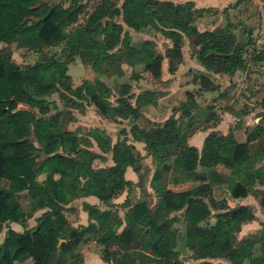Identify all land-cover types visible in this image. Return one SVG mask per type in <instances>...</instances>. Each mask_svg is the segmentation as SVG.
Segmentation results:
<instances>
[{
    "label": "trees",
    "instance_id": "1",
    "mask_svg": "<svg viewBox=\"0 0 264 264\" xmlns=\"http://www.w3.org/2000/svg\"><path fill=\"white\" fill-rule=\"evenodd\" d=\"M120 1L117 4L116 0H99L84 23L67 31L66 27L77 20L80 2L63 6L56 0H0V43L16 40L19 45L25 44L50 21L54 31L47 39L49 45L64 40L68 47L66 56L80 55L104 74L121 68L120 61L125 56L134 57L153 78L160 77L162 59L168 57L172 72L182 61L184 36L191 43L199 42L193 54L209 71L233 74L244 66L246 50L252 43L250 36L238 38L229 22L199 30L194 23L197 11L193 10L192 2ZM118 6L121 21L114 18ZM148 13L172 42L171 46H165L164 54L156 49L157 43L151 38H143L139 44L131 42L133 31L148 26ZM257 54L256 57H264V49ZM131 75L140 77L134 72ZM192 80L199 83V90L218 89L205 72L194 73ZM131 88V83L122 82L111 101V88L100 76L85 80L81 86H72L65 60L52 58L21 66L10 56H0V128L11 119L14 121L10 136L0 139V231L4 223L24 222L37 208L47 207L32 227L23 231L7 228L0 242V264L27 259L28 264H81L83 257L76 250L90 237L103 245L101 255L106 261L115 260L126 251L137 264H183L182 259L188 256L198 259L193 264H227L216 258L231 264H264V234L236 237L242 222L250 219L249 205H235L214 214L213 221L210 220V206L226 205L224 199L216 200L211 194L214 166L222 163L230 169L226 177L228 187L233 197H239L246 195L255 181L264 185V165L250 168L245 181L237 179L236 174L252 154L246 144L236 141L233 128L226 135L211 131L199 150L187 143L184 125L173 114L163 123L143 130L148 151L157 157L150 185L161 194L154 205L150 206L146 199L130 205L125 199L122 204L129 207L121 230L118 228L122 221L115 210H100L88 203H84V208L94 220L79 226L65 220L61 203L81 194H99L106 187L110 196L120 193L131 184L124 175L126 167L131 165L139 171L141 157L126 142V137L118 138L110 146L113 164L94 167V159L103 156L87 147L88 137L62 125L63 110L49 96L57 92L63 106L80 107L81 100H86L102 115L136 118L140 112L131 103ZM194 106L195 100L188 96L173 109H181L182 116H188L185 120L188 125L193 116L190 108ZM198 166L210 170L209 181L178 189L168 187L172 171L185 172L188 177L197 173ZM40 173H45V177L39 181ZM24 190L30 200L28 210L18 198V193ZM258 199L264 206V191ZM182 209L187 210V216L180 218L173 213ZM46 223L50 228L44 231ZM261 224L264 227V219ZM60 238L65 240L58 250ZM180 243L190 250L182 259L180 252L173 249Z\"/></svg>",
    "mask_w": 264,
    "mask_h": 264
},
{
    "label": "crops",
    "instance_id": "2",
    "mask_svg": "<svg viewBox=\"0 0 264 264\" xmlns=\"http://www.w3.org/2000/svg\"><path fill=\"white\" fill-rule=\"evenodd\" d=\"M160 1H169L173 4L187 1L192 2L193 10L197 11L194 14V23L199 30L213 29L216 26H221L220 22L224 14L227 11L236 9L239 5L241 9L240 13L242 14L246 3V0H240V3H237V5L236 1L239 0ZM253 3L258 5L257 17L258 20L260 19L262 22L261 28L259 30L256 29L250 34L247 32L252 39V43L246 50V62L243 67L237 69L233 74L221 72L214 73L206 69L193 54V50L195 47H198L199 42L195 41L191 43L189 38L184 36L181 47L182 61L174 71L170 72L169 58L164 57L162 59L159 78H153L146 70L140 71L139 78H132L134 82L131 88V93H133L131 103L139 107L138 110L140 115L138 117L105 116L96 109L94 104L86 100H81L82 105L80 107H74L81 112H79L80 115L83 114L81 116L84 118L92 112L97 117V123L90 126L86 133L79 131V129L68 128L75 130L77 135L88 137L90 143H88L89 145L87 147L103 156L102 158L98 157L94 159V167L113 164L110 146H112L118 138L126 137V142L133 145L134 149L140 154L141 167L144 171L146 170L147 177L145 180H140L139 171L142 170V168L136 171L131 165H128L124 175L126 179L131 181V184L126 186L120 193L110 196V189L106 187L104 191L99 194H81L71 197L64 203H61L63 206L61 214L72 226L86 225L89 221L94 220L89 217L88 210L84 208V203L91 204L93 208H98L100 210H115L122 221L118 228L119 230H121L125 224L124 216L129 207V205L122 204L125 199L130 202V205L141 199L148 200L150 206L154 205L161 194V191H155L150 185L152 173L157 165V157L148 151L144 129L142 127L145 125H147V127L153 126L155 123L161 124L171 114L178 120H181L182 125H184V131L187 133V143L196 146L199 150L203 145L204 138L211 131H217L220 134L226 135L230 128H233V135L236 141L246 144L252 154L242 169L236 174L237 179L245 181L250 168L264 165V152L262 150L264 147V57H256L258 55L257 53H261L262 49H264V0H253ZM146 17L149 20L148 26L137 32L142 36V39H153L157 43L156 49L164 54L165 46H171L172 42L165 35V30L161 29L157 21L149 13ZM243 17L244 15L240 16V18ZM249 36L245 35L241 36V38L244 39ZM162 41L164 42V46L162 45ZM131 67L136 69L137 66ZM196 72H205L209 74L211 80L218 85V89L199 90V83L192 80V76ZM102 79L106 81L104 77H102ZM83 82L77 83L76 86H81ZM158 90L160 91L158 92ZM230 91L231 94L228 95ZM118 92L119 90L115 92L114 98ZM215 92H218V94L214 95ZM188 96L195 100L196 106H194L195 108H190L193 116L190 118L191 122L187 125L185 120L188 116H182L181 109L174 110L173 108L178 107L179 103ZM114 98H110V100L113 101ZM74 119L75 118L72 117V120ZM81 122V120H78V123ZM118 126H122L119 131ZM95 160H98L99 164H95ZM196 172V174L187 177L185 172L178 170L172 171L170 176L171 181L168 183V187L178 189L183 186L184 188L193 184L207 182L211 179L209 177L210 170H202V167L198 166ZM213 172L214 174L212 177L215 181L212 184L211 194L216 200L224 199L226 205L225 207L210 206V220L213 221L214 214L228 211L235 205H249L250 219L242 222L240 230L236 232V237L239 239L245 235L255 233L262 227L261 222L263 219L261 217H264V206L258 199L259 195L264 191V185L255 181L251 188L249 187L246 195L233 197L226 179L230 173V169L222 163H217L214 166ZM42 175L43 178H39ZM44 177L45 173H40L37 176V180L40 181L44 179ZM20 194L26 195L27 203L30 206L27 191H20L18 193V198ZM29 206L27 209L23 208L28 210ZM46 209L47 207L37 208L31 215L26 217L24 222L9 221L4 223L0 231V242L4 238L7 228L10 227L17 231H23L25 227H32L36 224V219ZM178 212H181V210L174 211L173 213ZM186 214H188L187 210H185V216H187ZM48 228H50L48 223H46V225L44 224L43 230L45 231ZM151 236H155L154 233H151ZM90 240L98 243L103 248V245L92 237L84 240L80 245ZM181 240L182 239H180V241ZM144 250L149 252L148 248ZM101 251L100 253H88L85 257L83 255L81 264H137L127 255L126 251H122L117 255L115 260L110 261H106L102 258ZM187 251L188 255L190 250L187 248ZM186 259L190 260L186 261V263L183 262V264H193L198 261V259H193L189 256L185 258V260ZM183 260L184 259H182V261ZM214 260L231 264L228 260H223L222 258H216ZM25 262L28 264L30 259L16 264H23Z\"/></svg>",
    "mask_w": 264,
    "mask_h": 264
},
{
    "label": "rangeland",
    "instance_id": "3",
    "mask_svg": "<svg viewBox=\"0 0 264 264\" xmlns=\"http://www.w3.org/2000/svg\"><path fill=\"white\" fill-rule=\"evenodd\" d=\"M47 1L52 2L55 0H47ZM56 1L60 2L63 6L67 4H71L73 2L74 3L80 2L82 4L81 11L78 13L77 20L75 21V23L66 27L65 30L67 31H69L73 26H77L79 24L84 23L89 12L92 11L99 2V0H56ZM116 1H117V4L121 2L120 0H116ZM237 3H240V0L236 1V5ZM240 10L241 9L239 5L237 6L236 9L227 11L222 17V21L220 22L221 26H224L227 22L233 24L234 27L231 28V31L234 32L238 38L241 36L249 35L247 33L249 30L250 32H254L256 29L259 30L262 24L261 20L260 19L258 20V17H257L258 5H256V3H253V0H246L244 12L242 14L240 13ZM1 14L2 13L0 11V16ZM243 15L244 17L240 18V16H243ZM114 18L118 21H121V15L119 13V6H118V9L116 8ZM53 31L54 29L52 28L50 21H46L42 25L40 32L36 33L34 37L31 40L27 41L25 44L19 45L17 44L16 40H12L7 43L1 42L0 43V56H3L5 58L10 56V58L13 61H15L21 66H24L27 64H34L38 60H51L52 58L53 60H59V59L65 60L67 64V72H68L67 74L70 77V83L72 86H76L77 83L79 84L85 80H90V79L92 80L96 76L97 77L100 76L106 79V82L110 86L111 90L115 92L119 90L120 84L122 82H130L131 86H133L134 81L131 75L132 72L138 73L140 76V71H143L141 63H139V61H135L134 57L125 56L120 61L121 68H114L113 71L110 69L111 70L110 74L108 73L104 74L98 71L96 72V69L89 62H86L84 57L80 55H75L73 57L66 56V53L64 52H66L68 47L65 45L64 40L59 42L56 45H49L47 43V39L52 35ZM131 40L133 44H136V43L139 44L140 41L142 40V36L137 31H133L131 34ZM162 45H164L163 41H162ZM131 66H137V67L136 69H134V67H131ZM66 82H67V79H66ZM112 91H110V94H109L110 98H114L113 96H115V92H112ZM159 91L160 90H158V92ZM131 94L133 96V93ZM217 94L218 92H215L214 95H217ZM230 94H231V91L229 92L228 95ZM49 97L54 99V101L57 102L59 107L62 108L63 110L61 114L62 125L65 128L79 129V131L86 133V131L88 130L90 126L97 123V120H96L97 117L94 115L93 112L89 113V115L84 118L83 116H81L83 114L81 115L79 114L80 111L77 108L63 106L59 99L57 92L52 93ZM19 106L26 107V105L24 104H19ZM72 117H74L75 119L72 120ZM78 120H81L82 122L78 123ZM13 126H14V121L12 119L6 125L1 126L0 139L9 137L10 136L9 133L13 129ZM120 128H122V126H118V131L120 130ZM142 128L144 129L148 127L147 125H145ZM95 161H96L95 164H99L98 160H95ZM141 166H142V163H141ZM139 174L142 180H145V178L147 177L146 176L147 172L146 170L144 171L143 168L142 170L139 171ZM39 178H43V175ZM2 183H4V181H2ZM19 198H20V201L23 207L27 209L29 204L27 203L26 195L20 194ZM185 210L186 209H183L181 210V212H178L176 214L180 216V218H182L183 216H185ZM261 218L264 219V217H261ZM182 220L183 219H181V221ZM176 223L180 227L181 224L179 222H176ZM263 230H264V227H261L255 233L245 235L243 236V238L249 235H252V234H257V236L260 237V234H264ZM101 249H102L101 245H99L96 242H92V240H90L89 242H85L82 245H80L76 251H79L82 257L83 255L85 257V255H87L88 253H97V252L100 253ZM262 255H264V250L262 251ZM179 258H181V255ZM188 260L190 259H186V260L184 259L183 262L186 263V261ZM26 263L27 262L23 264H26Z\"/></svg>",
    "mask_w": 264,
    "mask_h": 264
},
{
    "label": "water",
    "instance_id": "4",
    "mask_svg": "<svg viewBox=\"0 0 264 264\" xmlns=\"http://www.w3.org/2000/svg\"><path fill=\"white\" fill-rule=\"evenodd\" d=\"M65 239L64 238H60L58 241V250L60 249V244L61 242H63ZM174 250H178L182 256L187 255L188 251H187V247L183 244H178L175 247H173Z\"/></svg>",
    "mask_w": 264,
    "mask_h": 264
}]
</instances>
